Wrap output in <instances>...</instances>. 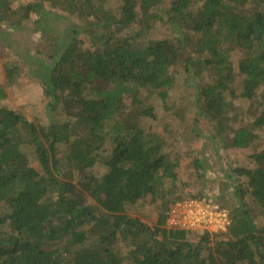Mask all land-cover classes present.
Instances as JSON below:
<instances>
[{"label":"trees","instance_id":"trees-1","mask_svg":"<svg viewBox=\"0 0 264 264\" xmlns=\"http://www.w3.org/2000/svg\"><path fill=\"white\" fill-rule=\"evenodd\" d=\"M28 23L41 37L17 53L5 30ZM0 27L63 114L37 125L2 105L0 83V264H264V0H0ZM16 62L9 79L22 77ZM189 86L180 103L197 105L208 140L254 148V165L231 172L232 190L214 200L229 215L224 232L166 226L171 205L207 198L184 191L176 144L153 126L200 136L199 117L182 130L186 109L180 128L169 121L172 94ZM144 197L155 224L129 213Z\"/></svg>","mask_w":264,"mask_h":264},{"label":"rangeland","instance_id":"rangeland-1","mask_svg":"<svg viewBox=\"0 0 264 264\" xmlns=\"http://www.w3.org/2000/svg\"><path fill=\"white\" fill-rule=\"evenodd\" d=\"M30 1L33 0H13V3L15 6H18L21 3L25 4ZM166 1L169 2V0H165V2ZM49 6L53 10L56 9L51 4ZM23 27L24 29L22 31L7 29L5 32L7 33L6 40L9 41L11 45L13 44L14 48L17 47V50L15 51L17 53L23 51V54H25L30 48V45H33V43L35 44V42L40 39L41 34L36 29L32 30L34 27L32 23L25 24ZM163 27V24L158 23L155 27L146 29V33L149 37H157L163 30ZM3 38L4 37L0 32V83L4 84L7 91V97L2 105L20 111L37 125L49 124L50 116L52 117L53 114L58 112L60 118H62L63 114L60 113V110H57V107H49L48 103L50 98L46 95L42 84L37 80L31 79L28 75L26 76L25 73L27 68L23 65V62H20V59L13 54L14 52L10 50L9 47L1 44ZM3 50H6L9 56H3ZM237 58L238 53H233L231 56L232 61H236ZM16 60L22 67L19 69L22 77L17 78L15 76L14 78L16 79L13 81V77L9 79V73L7 70L11 64L10 62L14 63ZM238 89L239 85L237 83V85L230 87L227 93H229V96H233L238 92ZM189 93L192 95H188ZM194 94L195 90L191 86L186 89V92L180 88L175 91V94H172L173 98L171 104L173 110L169 121L177 128H180L182 123L178 114L181 113L183 109H186L185 105L180 103L181 100L179 97L182 96L186 98L187 95V97L190 98ZM234 101L239 107H247V104L240 102L239 98H235ZM194 104L195 103H188L186 112L182 113L185 114L186 119V123L182 126V130H184L185 133H187L186 127L188 126L186 124L193 122L194 118L196 119L199 117L198 127L201 129V133L200 136H194V140L190 142L191 144L186 143L180 136L179 139L177 137H170L166 132L162 131L163 125L159 126L158 122L153 126L154 128L160 129V133L169 144H176V146H172V149L174 155H177L180 161L182 178L185 184L184 191L187 192V190H189L191 194L196 192L205 194V196H207V198H205L207 201L211 200L214 202L219 196H224V193L226 194L232 190V188L228 187L230 183L228 175L231 172L233 174L235 169L240 167H252L254 165L255 159L251 156L254 152V148L248 150L221 148L215 144L216 142H214V139L208 140L207 137L210 133V126L205 118L197 115L199 109L197 108V105L194 106ZM162 115L164 114L162 113ZM162 115H159L160 119L158 120L163 118ZM247 115L245 117H247ZM259 150L260 152H263L264 146L260 147ZM193 155L200 158L199 160L204 163L203 167L201 165L197 167L195 164L191 163V160L194 159ZM234 175L237 176V174ZM87 203L90 205L95 204L91 197H89ZM129 213L141 216L151 224H155L159 212L153 201L150 198L144 197L139 199L135 204L130 205ZM257 221L259 225L264 226V213H260ZM201 233L202 231H197V235L195 237L192 236L191 240L195 242L199 240L202 237Z\"/></svg>","mask_w":264,"mask_h":264},{"label":"built area","instance_id":"built-area-1","mask_svg":"<svg viewBox=\"0 0 264 264\" xmlns=\"http://www.w3.org/2000/svg\"><path fill=\"white\" fill-rule=\"evenodd\" d=\"M230 223L228 212L211 200L187 198L171 205L166 226L224 232Z\"/></svg>","mask_w":264,"mask_h":264}]
</instances>
